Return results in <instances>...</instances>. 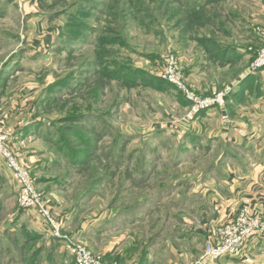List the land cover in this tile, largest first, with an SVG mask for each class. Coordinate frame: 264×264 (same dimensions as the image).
Segmentation results:
<instances>
[{
    "label": "rangeland",
    "instance_id": "rangeland-1",
    "mask_svg": "<svg viewBox=\"0 0 264 264\" xmlns=\"http://www.w3.org/2000/svg\"><path fill=\"white\" fill-rule=\"evenodd\" d=\"M263 28L264 0H0V70L11 74L0 78V118L52 214L65 220L63 233L75 234L65 233L66 244L134 264L152 235L164 243L199 226L214 154H192L185 135L171 133L184 131L172 126L191 120L192 103L186 108L178 89L158 78L173 53L199 93L187 68L209 34L246 49L245 73L264 46ZM17 183L0 167V264H75L62 243L28 235ZM78 225L89 237L79 238Z\"/></svg>",
    "mask_w": 264,
    "mask_h": 264
},
{
    "label": "crops",
    "instance_id": "crops-1",
    "mask_svg": "<svg viewBox=\"0 0 264 264\" xmlns=\"http://www.w3.org/2000/svg\"><path fill=\"white\" fill-rule=\"evenodd\" d=\"M221 38L222 35L214 34L203 37V51L191 55L195 61L187 68L188 80L205 96H211L226 84L236 85L234 92L227 97L226 105L203 110L194 120L185 119V123H180L176 128L172 126V130L179 131L185 125L182 133L171 132L179 137L185 135V142L192 154H214L209 167L204 171L203 198L207 201L199 226L193 225L191 229H181L179 232L176 230L174 238L170 236L164 243L152 235L150 244L146 245L149 249L140 260L135 257L134 264H191L203 255L206 243L215 238L217 228L235 219L244 205H249L254 213L264 216V71L253 73L256 80L249 82L248 87L240 86V82L249 74V68L243 73V65H240L246 59L247 51L238 45L224 46ZM209 67L217 68L219 75L209 73ZM0 71L4 83L11 74H7V70ZM224 71L234 76H227ZM0 90L1 97L3 89ZM186 104L188 108L191 103L187 101ZM0 113L5 115L4 112ZM29 124L19 129L25 131ZM211 124H217L220 130L213 131ZM3 165L5 167L0 158V167L3 168ZM24 211L28 221H31L30 226L26 225L28 235H39L43 245L54 239L61 249L62 243L70 256L74 257V249L66 241L51 236V229L37 210ZM79 212L76 218L80 217ZM133 218L131 214L125 216L127 221ZM59 221L65 230V220L60 218ZM67 230L65 233L74 234ZM85 231L84 225H78L74 230L79 238L88 235ZM94 235H98L97 232L92 233L93 238ZM180 239L183 240L182 245ZM134 242L124 248L126 257L133 250ZM109 252L112 254L115 251ZM207 261L208 264H264V234L251 236L241 253H230ZM64 264H67L66 259Z\"/></svg>",
    "mask_w": 264,
    "mask_h": 264
},
{
    "label": "built area",
    "instance_id": "built-area-1",
    "mask_svg": "<svg viewBox=\"0 0 264 264\" xmlns=\"http://www.w3.org/2000/svg\"><path fill=\"white\" fill-rule=\"evenodd\" d=\"M264 40V28L259 33ZM264 71V46L258 50L257 55L249 67V73ZM161 77L173 84L179 93L192 103L189 118H193L201 111L212 108L215 104L226 105L227 97L234 92L236 85H228L214 95L204 97L197 93L188 83L186 73L181 66L177 55L166 56L165 65ZM11 132L6 120L0 118V158L5 160L7 167L13 172L18 184V202L22 209L37 210L47 223L51 225V236L71 241L68 234L63 233L62 223L52 214L48 207L46 197L41 194L32 182L28 167H26L14 152L10 144ZM256 234H264V216L253 212L249 205L240 210L238 216L232 222L223 224L216 230L214 240L206 244L205 254L193 264H207L206 258H220L230 253H241L248 239ZM75 264H119L108 261L104 256L94 254L86 246L79 242L74 249Z\"/></svg>",
    "mask_w": 264,
    "mask_h": 264
},
{
    "label": "trees",
    "instance_id": "trees-1",
    "mask_svg": "<svg viewBox=\"0 0 264 264\" xmlns=\"http://www.w3.org/2000/svg\"><path fill=\"white\" fill-rule=\"evenodd\" d=\"M198 5H200V4H197V5H195V6H198ZM109 75H111V76H113V72H109L108 73ZM253 73H249L241 82H240V86L242 85L243 87H248L249 86V82H251V81H254L255 82V77L252 75ZM158 80H159V82H161V83H166V84H168V85H171L167 80H165L164 78H162L161 77V79H159L158 78ZM257 87H258V85H257ZM231 95V94H230ZM181 97V96H180ZM181 99L182 100H185L183 97H181ZM186 103H187V101H185ZM28 234H29V232H28ZM30 237H32L34 240H36V239H39L40 238V236L39 235H30Z\"/></svg>",
    "mask_w": 264,
    "mask_h": 264
}]
</instances>
